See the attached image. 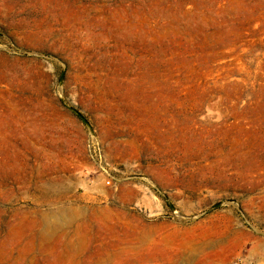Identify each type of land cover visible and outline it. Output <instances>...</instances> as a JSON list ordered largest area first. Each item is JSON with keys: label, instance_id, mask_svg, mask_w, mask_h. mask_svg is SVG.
<instances>
[{"label": "rangeland", "instance_id": "obj_1", "mask_svg": "<svg viewBox=\"0 0 264 264\" xmlns=\"http://www.w3.org/2000/svg\"><path fill=\"white\" fill-rule=\"evenodd\" d=\"M0 264H264V0H0Z\"/></svg>", "mask_w": 264, "mask_h": 264}, {"label": "built area", "instance_id": "obj_2", "mask_svg": "<svg viewBox=\"0 0 264 264\" xmlns=\"http://www.w3.org/2000/svg\"><path fill=\"white\" fill-rule=\"evenodd\" d=\"M96 144H97V143H95V141H92V146H93L94 152H95V154L97 155V154H98V152H97V149H98V148H97ZM97 157L101 158V155L98 154ZM108 183H110L109 180H108Z\"/></svg>", "mask_w": 264, "mask_h": 264}]
</instances>
